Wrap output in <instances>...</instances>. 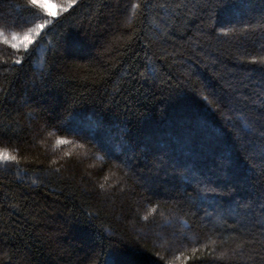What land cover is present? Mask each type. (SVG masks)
I'll list each match as a JSON object with an SVG mask.
<instances>
[{"label":"trees","instance_id":"trees-1","mask_svg":"<svg viewBox=\"0 0 264 264\" xmlns=\"http://www.w3.org/2000/svg\"><path fill=\"white\" fill-rule=\"evenodd\" d=\"M49 19L0 43V264H264V0H0Z\"/></svg>","mask_w":264,"mask_h":264},{"label":"snow or ice","instance_id":"snow-or-ice-1","mask_svg":"<svg viewBox=\"0 0 264 264\" xmlns=\"http://www.w3.org/2000/svg\"><path fill=\"white\" fill-rule=\"evenodd\" d=\"M28 5L32 8L38 9L44 16L54 18L56 13L50 9L55 8L60 11L67 12L76 0H65L67 7H63L56 3V0H27ZM52 22L51 19L46 20L44 23H38L33 28H29L26 32L22 34L13 32L10 37L6 36L3 31H0V43L8 44L12 49L19 50L21 47L24 51L29 50V46L32 45L36 39L41 34V31L46 27L47 24ZM16 63H20L19 60ZM67 141L58 140L57 144H65ZM15 156H10L7 151L0 150V162H7L9 160H15ZM151 214V213H150ZM147 218V217H146Z\"/></svg>","mask_w":264,"mask_h":264},{"label":"rangeland","instance_id":"rangeland-1","mask_svg":"<svg viewBox=\"0 0 264 264\" xmlns=\"http://www.w3.org/2000/svg\"><path fill=\"white\" fill-rule=\"evenodd\" d=\"M57 3V2H56ZM57 4H59V3H57ZM60 5V4H59ZM51 11H53L54 13H56V15H57V13L60 11V10H58V9H55V8H52V9H50ZM55 15V16H56ZM48 18V17H47ZM50 18V17H49ZM147 234H149V237L150 238H152V237H154V238H158L159 239V236H161V235H159V234H157V233H155V232H147V233H145V235H147ZM160 242L161 241H159V244H160Z\"/></svg>","mask_w":264,"mask_h":264},{"label":"bare ground","instance_id":"bare-ground-1","mask_svg":"<svg viewBox=\"0 0 264 264\" xmlns=\"http://www.w3.org/2000/svg\"><path fill=\"white\" fill-rule=\"evenodd\" d=\"M195 30H196V28H195ZM193 33V32H192ZM196 33V32H195ZM200 33H201V31H200ZM193 35V34H192ZM200 35V34H199ZM198 35V36H199ZM202 35V34H201ZM197 36V37H198ZM202 37V36H201ZM191 39V38H190ZM193 39V38H192ZM194 39H196V38H194ZM191 41V40H190ZM196 41V40H195ZM185 134V133H184ZM181 135H183V134H181ZM182 137V136H181ZM186 137H188V136H186ZM44 139V138H43ZM182 139H184V138H182ZM42 140V139H41ZM180 140V139H179ZM185 140V139H184ZM47 141V140H46ZM45 141V142H46ZM50 141V140H49ZM179 142V141H178ZM182 143V142H181ZM185 145L187 144V143H184ZM161 161H162V159H161ZM164 162V161H163ZM163 162H161V163H163ZM166 162H167V160H166ZM158 164V163H157ZM160 165V164H159ZM157 166V165H156ZM162 166H163V164H162ZM160 167V166H159ZM163 168V167H162ZM159 169V168H158ZM163 170V169H162ZM158 171V170H157ZM155 173V172H154ZM158 173V172H157ZM155 175H157V174H155Z\"/></svg>","mask_w":264,"mask_h":264}]
</instances>
